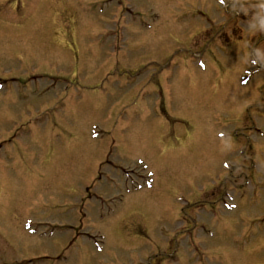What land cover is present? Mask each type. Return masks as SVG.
Instances as JSON below:
<instances>
[{"label":"rangeland","instance_id":"obj_1","mask_svg":"<svg viewBox=\"0 0 264 264\" xmlns=\"http://www.w3.org/2000/svg\"><path fill=\"white\" fill-rule=\"evenodd\" d=\"M238 1L0 0V264H264V17L227 24Z\"/></svg>","mask_w":264,"mask_h":264},{"label":"flooded vegetation","instance_id":"obj_2","mask_svg":"<svg viewBox=\"0 0 264 264\" xmlns=\"http://www.w3.org/2000/svg\"><path fill=\"white\" fill-rule=\"evenodd\" d=\"M245 4H248L249 6H245ZM261 4V0H258V1H255V0H251V1H248L246 2L245 0L241 1L239 3V5L241 6V9L238 11L237 13V17L240 18L241 20V24L243 23H248V22H251V23H255L256 21V18L258 17H264V9H261V7L259 6ZM245 6V7H244ZM243 7V8H242ZM207 23L209 24V27L207 28L208 31H207V34H211L212 33V30H213V25H212V21L207 18ZM228 24V23H227ZM263 25H258L256 24V27H254V30L251 32L252 35L251 37H249V39H254V43L252 46L255 47V51L259 48L260 49H264V22H262ZM237 25H238V22H237ZM230 35H229V39H233L234 37V34L236 33V31L234 32L235 28L232 27L230 28ZM238 29L240 30V33L242 31V29H240V27H238ZM218 39L222 40V36L226 39V34L223 33H216ZM241 37V36H240ZM243 39V37H241ZM247 38H248V35H247ZM240 39V40H242ZM248 39V40H249ZM239 40V39H238ZM251 41V40H249ZM248 43V42H247ZM249 45V44H248ZM263 46V48H262ZM258 52V51H257ZM262 54H264V51H262ZM254 58L257 60L258 64L260 67H264V60H262L261 58H258V53L256 54V56L254 55ZM2 165H0V176H4V167H1ZM34 259H39L41 261H56L58 259V257H56L55 259L52 258L51 256L49 255H42V256H39V257H33L31 259L30 262H32V260ZM15 263V262H14ZM14 263H6V264H14Z\"/></svg>","mask_w":264,"mask_h":264},{"label":"clouds","instance_id":"obj_3","mask_svg":"<svg viewBox=\"0 0 264 264\" xmlns=\"http://www.w3.org/2000/svg\"><path fill=\"white\" fill-rule=\"evenodd\" d=\"M259 6L261 7V9H264V0H261V4ZM258 58L264 60V54H261L259 50H258Z\"/></svg>","mask_w":264,"mask_h":264},{"label":"snow or ice","instance_id":"obj_4","mask_svg":"<svg viewBox=\"0 0 264 264\" xmlns=\"http://www.w3.org/2000/svg\"><path fill=\"white\" fill-rule=\"evenodd\" d=\"M221 2L223 3V0H221Z\"/></svg>","mask_w":264,"mask_h":264},{"label":"bare ground","instance_id":"obj_5","mask_svg":"<svg viewBox=\"0 0 264 264\" xmlns=\"http://www.w3.org/2000/svg\"><path fill=\"white\" fill-rule=\"evenodd\" d=\"M54 236V235H53Z\"/></svg>","mask_w":264,"mask_h":264}]
</instances>
